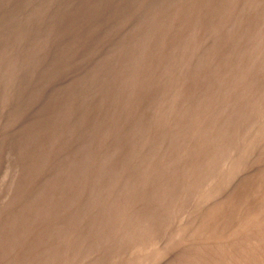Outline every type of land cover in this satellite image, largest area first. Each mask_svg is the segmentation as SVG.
Returning <instances> with one entry per match:
<instances>
[{"label":"rangeland","instance_id":"obj_1","mask_svg":"<svg viewBox=\"0 0 264 264\" xmlns=\"http://www.w3.org/2000/svg\"><path fill=\"white\" fill-rule=\"evenodd\" d=\"M0 264H264V0H0Z\"/></svg>","mask_w":264,"mask_h":264}]
</instances>
